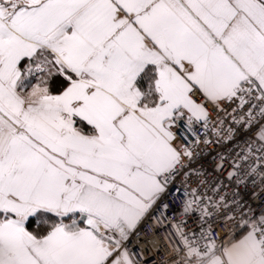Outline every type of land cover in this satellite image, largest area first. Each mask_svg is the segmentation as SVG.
Here are the masks:
<instances>
[{
	"label": "snow or ice",
	"instance_id": "snow-or-ice-1",
	"mask_svg": "<svg viewBox=\"0 0 264 264\" xmlns=\"http://www.w3.org/2000/svg\"><path fill=\"white\" fill-rule=\"evenodd\" d=\"M150 219L264 264V0H0V264H146Z\"/></svg>",
	"mask_w": 264,
	"mask_h": 264
},
{
	"label": "built area",
	"instance_id": "built-area-1",
	"mask_svg": "<svg viewBox=\"0 0 264 264\" xmlns=\"http://www.w3.org/2000/svg\"><path fill=\"white\" fill-rule=\"evenodd\" d=\"M254 203H260V201H254ZM157 216H160V214L157 213ZM164 222L167 223L168 221L165 220ZM153 232L156 234L154 235ZM167 232L168 229L155 225L153 220L150 219L143 225V229L141 230L139 236H133V242L138 240L139 248L144 249L146 264H153L154 260L161 259L167 255L168 250L165 246L164 240L162 239ZM225 232L226 229L223 227L217 229L218 237L228 239V237L225 236Z\"/></svg>",
	"mask_w": 264,
	"mask_h": 264
}]
</instances>
